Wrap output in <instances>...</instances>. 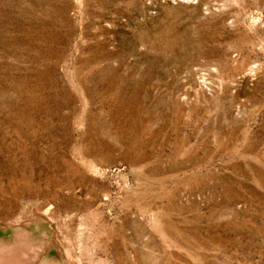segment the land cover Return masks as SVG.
Instances as JSON below:
<instances>
[{
    "label": "rangeland",
    "instance_id": "rangeland-1",
    "mask_svg": "<svg viewBox=\"0 0 264 264\" xmlns=\"http://www.w3.org/2000/svg\"><path fill=\"white\" fill-rule=\"evenodd\" d=\"M0 264H264V0H0Z\"/></svg>",
    "mask_w": 264,
    "mask_h": 264
}]
</instances>
